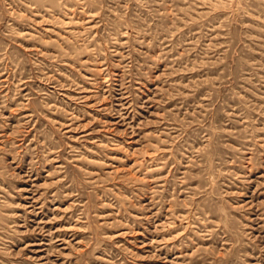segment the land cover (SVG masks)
Wrapping results in <instances>:
<instances>
[{
  "label": "rangeland",
  "instance_id": "1",
  "mask_svg": "<svg viewBox=\"0 0 264 264\" xmlns=\"http://www.w3.org/2000/svg\"><path fill=\"white\" fill-rule=\"evenodd\" d=\"M0 264H264V0H0Z\"/></svg>",
  "mask_w": 264,
  "mask_h": 264
}]
</instances>
